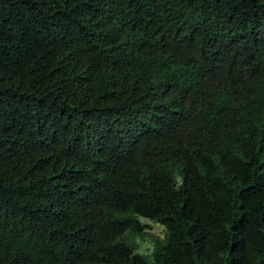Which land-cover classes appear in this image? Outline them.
<instances>
[{
	"label": "trees",
	"instance_id": "16d2710c",
	"mask_svg": "<svg viewBox=\"0 0 264 264\" xmlns=\"http://www.w3.org/2000/svg\"><path fill=\"white\" fill-rule=\"evenodd\" d=\"M0 264H264V0H0Z\"/></svg>",
	"mask_w": 264,
	"mask_h": 264
},
{
	"label": "rangeland",
	"instance_id": "374dc122",
	"mask_svg": "<svg viewBox=\"0 0 264 264\" xmlns=\"http://www.w3.org/2000/svg\"><path fill=\"white\" fill-rule=\"evenodd\" d=\"M141 221L145 225V231L148 232L144 237L142 236H132L129 233H126V238L129 241H135L138 244V251L141 253L149 254L153 250L154 243L151 240L152 235H158L164 237L166 228L155 221H152L148 218L141 217Z\"/></svg>",
	"mask_w": 264,
	"mask_h": 264
}]
</instances>
